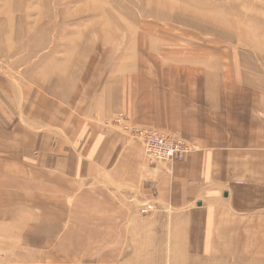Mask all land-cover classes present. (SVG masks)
I'll use <instances>...</instances> for the list:
<instances>
[{"label": "rangeland", "instance_id": "obj_1", "mask_svg": "<svg viewBox=\"0 0 264 264\" xmlns=\"http://www.w3.org/2000/svg\"><path fill=\"white\" fill-rule=\"evenodd\" d=\"M17 1L0 0V264H90L66 253L73 249L31 245L55 242L60 229L83 219L67 210L71 201L42 198L34 172L14 160L26 137L40 133L33 126L63 112L109 108L117 113L108 123L125 133L124 124L167 127L163 112L131 124L122 110L152 115L165 106L168 87L218 75L239 84L242 97L264 96V0ZM30 136L27 145L39 143ZM147 205L128 221L145 231L129 233L126 257L106 264H264V211L142 213Z\"/></svg>", "mask_w": 264, "mask_h": 264}, {"label": "crops", "instance_id": "obj_2", "mask_svg": "<svg viewBox=\"0 0 264 264\" xmlns=\"http://www.w3.org/2000/svg\"><path fill=\"white\" fill-rule=\"evenodd\" d=\"M191 84L168 87V99L160 101L165 106L152 115L137 119L134 108L122 110L131 124H148L145 119L163 112L167 127L155 125V131L182 135L196 146L170 166L150 163L140 141L108 123L117 113L111 116L109 108L104 113L63 112L33 126L40 133L30 135H39V143L27 145L28 135L14 160L34 172L42 198L71 201L67 210L80 211L83 219L60 229L55 242L50 237L32 246L73 249L66 253L80 254L73 258L90 264L94 259L116 263L126 257L129 233L145 231L128 222L140 203L169 215L264 211V96L242 97L239 84L219 75L216 82L196 79ZM65 230L79 234L66 237Z\"/></svg>", "mask_w": 264, "mask_h": 264}, {"label": "built area", "instance_id": "obj_3", "mask_svg": "<svg viewBox=\"0 0 264 264\" xmlns=\"http://www.w3.org/2000/svg\"><path fill=\"white\" fill-rule=\"evenodd\" d=\"M123 117V114H120ZM123 129L133 137H140L146 157L152 162L163 161L172 164L174 161L183 160L196 146L178 137L168 136L155 130L128 124L122 125ZM142 213H147V208H142Z\"/></svg>", "mask_w": 264, "mask_h": 264}, {"label": "bare ground", "instance_id": "obj_4", "mask_svg": "<svg viewBox=\"0 0 264 264\" xmlns=\"http://www.w3.org/2000/svg\"><path fill=\"white\" fill-rule=\"evenodd\" d=\"M19 1H20V2H19ZM24 1H25V0H18L17 2H19V6H20V5L22 6V5L24 4ZM29 1H31L30 3H33L32 0H29ZM36 1L39 2L40 4H42V6H44V4H46V3L48 4V2H49L50 0H36ZM55 1H56V0H55ZM91 1H92V0H91ZM130 1H131V0H130ZM132 1H133V0H132ZM137 1H138V0H137ZM142 1H144V0H142ZM154 1H157V2H161V3H162L163 0H154ZM164 1H165V0H164ZM128 2H129V1H128ZM30 3H29V4H30ZM134 3H135V2H134ZM155 3H156V2H155ZM25 4H26V2H25ZM112 4H113V3H112ZM125 4H126V3H125ZM140 4H141V3H140ZM140 4H139V6H140ZM156 4H157V3H156ZM158 5H160V4H158ZM162 5H165V3L162 4ZM126 6H127V4H126ZM128 6H130V5H128ZM133 6H134V5H133ZM166 6H167V5H166ZM211 6H212V5H211ZM28 7H29V6H28ZM45 7H46V6H45ZM113 7H114V6H113ZM24 8H25V7H24ZM118 8H119V7H118ZM126 8H127V7H126ZM211 8H213V7H211ZM97 9H98V8H97ZM214 9H215V8H214ZM38 10H39V9H38ZM75 10H76V9H75ZM120 10H121V9H120ZM202 10H203V9H202ZM211 10H212V9H211ZM184 11H185V10H184ZM188 11H189V10H188ZM192 11H193V10H192ZM208 11H209V10H208ZM186 12H187V11H186ZM186 12H184V13H186ZM190 13H192V12H190ZM193 13H194V12H193ZM199 13H200V12H199ZM113 14H114V13H113ZM162 15H163V14H162ZM210 15H211V12H210ZM111 16H112V15H111ZM111 16H110V18H113V17H111ZM163 16H165V14H164ZM204 16H205V15H204ZM211 16H212V15H211ZM211 16H205V18H206V19H209V18L212 19L213 17H211ZM197 17H198V16H197ZM104 18H106V17H101V19H104ZM165 18H166V17H165ZM167 18H168V17H167ZM167 18H166V19H167ZM199 18H200V17H199ZM43 19H44V18H43ZM112 20H113V19H112ZM213 20H214V19H213ZM41 21H42V19H41ZM42 22H43V21H42ZM194 22H195V21H194ZM37 23H40V22H37ZM195 23H196V22H195ZM123 25H124V24H123ZM40 28H41V27H40ZM40 28H39V29H40ZM116 29H117V31H120L119 28H116ZM35 30H36V29H35ZM35 30H34V32L31 31L32 33H31L30 35H33V34L35 33ZM41 31H42V30H41ZM15 32H16V31H15ZM17 33H18V32H17ZM36 33H37V32H36ZM38 33H39V32H38ZM112 33H113V34H118L119 32H112ZM18 34H19V33H18ZM113 34H112V35H113ZM38 47H40V46H38ZM38 47H37V48H38Z\"/></svg>", "mask_w": 264, "mask_h": 264}]
</instances>
